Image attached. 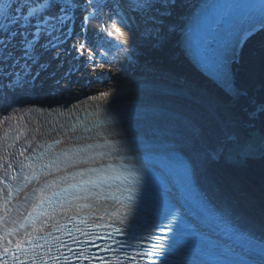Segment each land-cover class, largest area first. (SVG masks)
I'll return each instance as SVG.
<instances>
[{
	"label": "snow or ice",
	"instance_id": "snow-or-ice-1",
	"mask_svg": "<svg viewBox=\"0 0 264 264\" xmlns=\"http://www.w3.org/2000/svg\"><path fill=\"white\" fill-rule=\"evenodd\" d=\"M259 31L264 0H0V104L9 107L0 124L25 110L71 116L80 106L63 97L82 69L99 77L121 59L135 67L142 53L173 41L224 86L234 109L203 98L218 117L206 135L183 113L141 102L116 113L121 123L144 125L122 144L107 138L122 135L117 126L99 130L113 118L101 119L106 109L98 105L97 139L78 136L59 150L74 127L53 122L58 138L43 143L35 135L41 127L10 128L0 137V264H264V226L198 178L217 161L264 158V99L236 88L232 71ZM129 91L187 89L142 79ZM35 94L43 105L18 102ZM113 95L109 89L88 99Z\"/></svg>",
	"mask_w": 264,
	"mask_h": 264
},
{
	"label": "bare ground",
	"instance_id": "bare-ground-1",
	"mask_svg": "<svg viewBox=\"0 0 264 264\" xmlns=\"http://www.w3.org/2000/svg\"><path fill=\"white\" fill-rule=\"evenodd\" d=\"M120 39L123 40L124 37H120ZM173 46L174 48L167 46L163 51L154 50L142 53L139 63L135 67H130L121 59L111 70L106 66L103 70V76L98 77L96 73L85 72L77 74L78 81L71 89V94H65L64 97L76 99L85 95L92 96L109 89L128 87L129 83L135 80L155 79L157 87H185L187 91L174 95H143L144 99H151L154 103L183 113L199 125L206 135H209L215 128L218 117L207 111L202 99H215L219 102L222 110H234L233 106L228 103L229 98L226 91L199 72L175 41H173ZM244 47L245 51H242ZM243 48L242 54L240 52L239 62L232 67V71L235 70L240 75L242 85L239 83L235 71L233 73L234 85L257 99H264V31H259L248 38ZM98 60L102 61L103 57H98ZM145 65L154 69L155 72L145 71ZM160 73L170 76L171 79L162 78ZM84 77H94L95 80L89 82ZM112 97L108 101L89 99L80 102L74 101L69 106L79 105L78 109L95 107L109 102ZM43 101L44 96L41 94L18 98V102L24 105L27 103H41L40 105H43ZM6 114H9L8 105L0 104V119ZM15 114L19 115V112ZM14 115L11 116L10 120L0 124V134L9 126ZM134 123L136 124H133L135 125L133 129L139 135L143 125L136 121ZM128 126L125 129L123 126L118 128L126 131ZM82 135L84 133L80 136ZM124 135L128 134L124 133L121 137ZM78 136L71 134L73 139ZM242 162V166H236L232 162L217 161L210 165L207 172L201 177L207 188L209 185L215 187L216 195L221 200L230 203L239 214L253 219L258 225L264 226V158L248 159Z\"/></svg>",
	"mask_w": 264,
	"mask_h": 264
},
{
	"label": "rangeland",
	"instance_id": "rangeland-1",
	"mask_svg": "<svg viewBox=\"0 0 264 264\" xmlns=\"http://www.w3.org/2000/svg\"><path fill=\"white\" fill-rule=\"evenodd\" d=\"M168 46H170L171 48H172V47L174 48V46H173V42H171ZM178 49H179V48H178ZM173 51H174V50H173ZM242 51H245V47L243 48ZM174 54H175V53H174ZM241 54H242V52H241ZM175 56H176V54H175ZM176 57H177V56H176ZM178 58H179V57H178ZM234 71H235V70H234ZM234 71H233V73H234ZM82 72L89 73V74H90V73L93 74V73L90 71V69H88V70H83V69H82L81 73H82ZM78 74H80V73H78ZM76 75H77V74H76ZM76 75L73 77V80L77 82V81H78V78H76ZM235 75L237 76V79H238L239 83L242 85L241 80H240V75L237 73V71H235ZM84 79L87 80V81H89V82H90L91 80H95L94 77H93V78H92V77H91V78H90V77H89V78H88V77H87V78L84 77ZM253 183H254V182H253Z\"/></svg>",
	"mask_w": 264,
	"mask_h": 264
},
{
	"label": "water",
	"instance_id": "water-1",
	"mask_svg": "<svg viewBox=\"0 0 264 264\" xmlns=\"http://www.w3.org/2000/svg\"><path fill=\"white\" fill-rule=\"evenodd\" d=\"M205 73V71H203ZM208 76V75H207ZM68 99H73V98H69V97H66ZM39 104V103H38ZM225 162H232L233 165H236V166H242L243 165V162L242 161H233V160H224Z\"/></svg>",
	"mask_w": 264,
	"mask_h": 264
}]
</instances>
